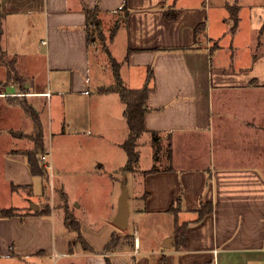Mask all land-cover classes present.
<instances>
[{
	"label": "crops",
	"instance_id": "1",
	"mask_svg": "<svg viewBox=\"0 0 264 264\" xmlns=\"http://www.w3.org/2000/svg\"><path fill=\"white\" fill-rule=\"evenodd\" d=\"M84 1L98 5L106 46L124 85L140 88L147 71L153 72L146 131L137 138L128 225L118 228L126 232L102 255L111 264H264V7L256 13L250 6L248 30L240 22L231 30L225 8L238 0ZM86 24L80 0H0V47L29 83L24 95L43 128L41 155L49 154L53 126L60 129L58 138H66V120L82 129L72 141L88 144L89 137L99 136L112 141L115 153L124 150V102L117 91H98L115 79L108 52L95 49L99 42L89 37ZM33 31L36 37H30ZM8 73L0 62V209L14 207L17 213H0V254L38 264L89 256L76 251L78 238L68 236L63 211L51 207L40 214L29 205L31 196L41 199L34 193L35 177L44 178L31 173L21 152L34 147L33 119L9 102L6 95L20 94V87L5 83ZM144 145L148 166L140 164ZM123 164L108 171L117 174ZM114 173L116 186L121 181ZM208 203L211 211L199 217ZM172 206L179 210L173 213ZM176 222L185 224L179 243ZM64 257L69 260L62 262ZM95 259L91 264H104Z\"/></svg>",
	"mask_w": 264,
	"mask_h": 264
},
{
	"label": "rangeland",
	"instance_id": "2",
	"mask_svg": "<svg viewBox=\"0 0 264 264\" xmlns=\"http://www.w3.org/2000/svg\"><path fill=\"white\" fill-rule=\"evenodd\" d=\"M236 2L240 5L238 15L241 19V21H239L241 27L248 30V27L251 25L248 15L250 6L253 4V11L254 9L256 11V9L258 10L264 7V0H238ZM236 2L234 5L237 4ZM225 11L227 12L226 14L230 16L228 8H225ZM257 22L255 17L254 24H257ZM23 36L25 39L27 38V35ZM30 37H36V31H33ZM245 37L247 36L245 35ZM97 41L99 43L96 42V46L93 43L95 49L103 50L101 39L99 40V38H97ZM116 47L117 45H115L114 49L117 52ZM109 67L112 70L111 64ZM133 84L141 85L142 83L136 81ZM46 109L49 110V103L47 101L43 110L46 112ZM68 123L69 125H67ZM62 127L63 130L68 133V135H65L66 138H58V136L61 135L59 132L60 129L56 131L54 126L53 134L50 133L47 138V150L49 154H46V158L50 163V167L48 168L50 179L44 181L45 179L43 180L40 177H35L34 193L39 196L41 195V199L31 196L30 198L32 200L29 202V205L33 207V204H41L47 209L54 207L63 211L64 215L67 211L69 214L72 213L74 218L78 219L80 223V233L92 250H86L89 252V256L76 255V257H72L73 260L66 264H91L94 263L96 260L95 258H100L103 260V263L106 264V259L102 255L106 252V242L110 240L109 238H111L113 232H117L118 234L126 232L125 230H121V232L118 231V228L112 222L114 217H112L111 211L112 208L117 207L118 195L121 189L120 185L123 180L126 186H129V193L131 195L128 197L129 205L131 206L133 204L134 201H132L131 198L133 192L131 177L134 176L136 169L134 168V171L122 169L123 172L120 170L117 174L113 172L121 181L119 185L117 184L114 186L113 173H110L108 170L109 168L111 169L119 165V163H126L127 155L124 150H122V156L115 153L114 146H111L112 141L106 138L102 140L99 136L92 135L89 137L88 144L72 141L73 138L75 139L81 135L82 129L74 125L71 120L63 122ZM140 150L142 151L140 164L141 166H148L150 158L148 157L147 151H149V147L144 145ZM162 159L164 160L162 165H164L167 161L166 157L162 156ZM103 161L105 162L104 165L100 166L99 163ZM42 185H44L46 189ZM41 186L44 189H42ZM51 188L52 190L50 191ZM47 190L50 191L49 194H47ZM55 218L58 228L60 218L58 216H55ZM67 233L73 241L78 238L76 230L69 229ZM75 248L78 253L85 252L79 239L76 241ZM47 260L49 263L53 262L51 259ZM67 260H69L67 257L61 259L62 262ZM32 261L31 258L26 260H16V258L7 259V257L0 254V264H38Z\"/></svg>",
	"mask_w": 264,
	"mask_h": 264
},
{
	"label": "trees",
	"instance_id": "3",
	"mask_svg": "<svg viewBox=\"0 0 264 264\" xmlns=\"http://www.w3.org/2000/svg\"><path fill=\"white\" fill-rule=\"evenodd\" d=\"M83 4V9L85 12V16L87 19V24L85 26L86 31L89 34V37L95 36L101 39L102 41V47L105 49L109 54V61L113 68V74L115 83L110 86H101L98 91L101 92H118L120 94L122 101L124 102V115L126 117L127 125H128V133L125 137L124 141L122 142V147L127 155V161L126 164L123 166L122 169L128 170V171H134L135 165L139 159L138 151L136 149L137 146V138L146 131V127L144 124V115L148 111V106L146 105V100L148 96V91L152 88L150 86V82L152 81V69H149L146 73V82L145 84L140 88H127L122 79L119 75V64L114 59L109 49H107L106 46V39L105 36L101 30V22L100 19H98V5L89 6L86 4L84 0H80ZM229 15H230V21H231V30H235L236 26L239 22V5H228ZM169 17H171L169 15ZM117 25V24H116ZM116 26L111 30L110 34L111 36L114 35ZM202 28L201 26L198 27ZM197 29V30H198ZM264 35V22L259 28V36ZM0 62L4 63L7 67H9V73L8 78L5 80V83L8 85L10 83L18 82L20 84V90L18 94H10L6 95L9 102L19 104L23 107L25 112H29L33 119V133L31 134V138L34 143V147L27 148L25 150H21L22 153L26 155V158H28L31 173L40 175L42 178L45 179V181L50 179V173L48 171V167L45 166L44 161L41 158V153L45 151L44 148V142H43V128L40 124L39 114L32 108V106L28 103L27 98L25 97V92L28 90L29 84L26 80V78L19 72V70L15 67V58L10 57L6 54V52H3L0 47ZM152 133V139L154 140V144H159V139L156 132ZM43 162V163H42ZM149 170H155V168H149ZM15 185H12V188ZM45 188V186H44ZM46 189V188H45ZM212 205L211 204H204L201 206V208L198 210L199 217L203 216L205 213L211 211ZM67 209V208H66ZM177 210H179L178 207H170V211L173 213H176ZM49 211L45 206L43 208H40L36 210V213L43 214L44 212ZM0 213L4 216H13L17 213V210L13 208H7V209H0ZM65 218V225L73 230H76L78 233V239L81 241L84 248H87L89 250H92V248L89 246V244L83 239L81 233H80V223L77 218H74L73 214H69L67 211L64 215ZM184 227L185 224H178L176 222L174 227V241L176 243L181 242L184 239ZM120 240V235L117 232H113L111 235L110 240L105 245V250L110 251L115 248L116 244H118ZM179 245V244H178ZM106 263L111 264L108 257H105ZM156 264H161V262H158Z\"/></svg>",
	"mask_w": 264,
	"mask_h": 264
},
{
	"label": "water",
	"instance_id": "4",
	"mask_svg": "<svg viewBox=\"0 0 264 264\" xmlns=\"http://www.w3.org/2000/svg\"><path fill=\"white\" fill-rule=\"evenodd\" d=\"M120 186H121V192L120 195L118 196L117 209H116V213L113 216L114 218L112 222L117 228L124 229L127 227L129 221V213H130L129 201H128L129 190L124 180L121 182ZM33 208L37 210L39 209V205L33 204Z\"/></svg>",
	"mask_w": 264,
	"mask_h": 264
},
{
	"label": "built area",
	"instance_id": "5",
	"mask_svg": "<svg viewBox=\"0 0 264 264\" xmlns=\"http://www.w3.org/2000/svg\"><path fill=\"white\" fill-rule=\"evenodd\" d=\"M0 93H2V92H0ZM2 94H5V93H2ZM41 158L44 161L45 166H47L49 168L50 167V163L48 161H46L47 158H46L45 154H42Z\"/></svg>",
	"mask_w": 264,
	"mask_h": 264
},
{
	"label": "bare ground",
	"instance_id": "6",
	"mask_svg": "<svg viewBox=\"0 0 264 264\" xmlns=\"http://www.w3.org/2000/svg\"><path fill=\"white\" fill-rule=\"evenodd\" d=\"M230 10V9H229ZM47 161V160H46ZM71 250V249H70ZM85 252H87V251H85Z\"/></svg>",
	"mask_w": 264,
	"mask_h": 264
}]
</instances>
